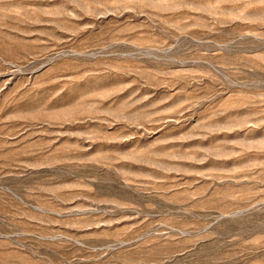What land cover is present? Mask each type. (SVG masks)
Segmentation results:
<instances>
[{
    "label": "rangeland",
    "instance_id": "374dc122",
    "mask_svg": "<svg viewBox=\"0 0 264 264\" xmlns=\"http://www.w3.org/2000/svg\"><path fill=\"white\" fill-rule=\"evenodd\" d=\"M0 264H264V0H0Z\"/></svg>",
    "mask_w": 264,
    "mask_h": 264
}]
</instances>
